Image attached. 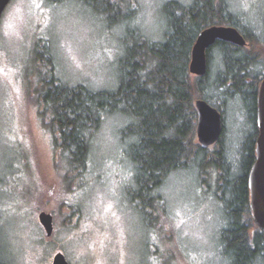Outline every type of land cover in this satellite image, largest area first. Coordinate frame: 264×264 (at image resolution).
Here are the masks:
<instances>
[{
  "label": "rangeland",
  "instance_id": "1",
  "mask_svg": "<svg viewBox=\"0 0 264 264\" xmlns=\"http://www.w3.org/2000/svg\"><path fill=\"white\" fill-rule=\"evenodd\" d=\"M117 1L119 9L109 10L102 0H96L97 11L80 0H12L3 14L0 22L3 259L6 264H52L55 254L62 252L70 264H229L221 243L225 205L219 198L214 169H208L206 182L196 166L172 174L160 189L167 202L164 215L153 226L145 221L131 199L130 192L135 186L132 165L124 156L126 142L122 131L127 124L124 116L103 120L93 138L90 164L81 177L70 176L67 180L63 170L55 166L53 136L43 125L40 116L43 107L37 92L38 71L40 64L47 61L46 56H52L54 62L52 73L47 72L50 77L93 90H113L118 83L119 62L127 36L132 38L134 32L140 31L151 40L163 41L168 29L166 5L176 1L190 6L193 2ZM226 1L241 16L248 33L263 29L264 0ZM254 39L252 42L256 43ZM251 45L248 43L247 48ZM254 47L264 60V49L259 44ZM40 54L45 60L35 61ZM212 56L208 76L214 80L220 64L216 48ZM210 101L218 103L215 97ZM222 104L223 145L231 164L237 165L243 137L253 121L251 117L247 119L242 100ZM218 148L214 145L208 151L212 153ZM41 213L53 217L51 237L46 236L39 222ZM255 231L252 228L251 232ZM257 264L264 261L260 259Z\"/></svg>",
  "mask_w": 264,
  "mask_h": 264
},
{
  "label": "trees",
  "instance_id": "2",
  "mask_svg": "<svg viewBox=\"0 0 264 264\" xmlns=\"http://www.w3.org/2000/svg\"><path fill=\"white\" fill-rule=\"evenodd\" d=\"M80 1L99 8L96 0ZM102 2L109 10L120 6L117 0ZM165 12L168 29L163 41L151 40L140 31L134 32L132 38L127 36L113 90H93L50 77L52 56H46L47 61L40 64V116L52 132L55 166L63 170L66 179L81 177L90 164L93 138L103 120L122 115L127 119L122 131L124 156L132 165L135 186L131 199L145 221L153 226L164 215L167 202L160 189L172 174L196 166L206 182L208 169L212 168L217 174L219 198L225 205L226 220L221 231L224 257L229 264H257L260 259L264 261V233L253 220L248 176L256 161V100L264 78V60L254 45L264 49V24L260 31L248 33L241 16L226 0H193L190 6L173 1L166 5ZM215 25L237 28L252 47L218 41L207 52V75L194 77L189 67L195 41L202 30ZM214 48L220 64L213 80L208 74ZM42 56L35 61L45 60ZM213 97L218 103L212 104ZM199 99L222 113V102L243 101L247 119L251 117L253 122L243 137L237 165L231 164L227 156L224 133L216 144L219 148L212 153L196 141L194 102ZM252 228L256 229L254 233ZM0 264H6L1 244Z\"/></svg>",
  "mask_w": 264,
  "mask_h": 264
},
{
  "label": "water",
  "instance_id": "3",
  "mask_svg": "<svg viewBox=\"0 0 264 264\" xmlns=\"http://www.w3.org/2000/svg\"><path fill=\"white\" fill-rule=\"evenodd\" d=\"M11 0H0V22ZM218 41L245 48L248 42L243 34L233 26L215 25L202 30L193 46L190 73L194 77H204L208 72V50ZM256 124L258 137L256 140V161L248 176L250 209L256 226L264 233V78L257 94ZM197 111L196 135L198 144L203 149L216 145L224 132L222 113L204 99L195 102ZM39 222L47 237L54 233L53 217L47 213L39 215ZM52 264H70L62 252L55 254Z\"/></svg>",
  "mask_w": 264,
  "mask_h": 264
},
{
  "label": "flooded vegetation",
  "instance_id": "4",
  "mask_svg": "<svg viewBox=\"0 0 264 264\" xmlns=\"http://www.w3.org/2000/svg\"><path fill=\"white\" fill-rule=\"evenodd\" d=\"M260 87V86H259ZM259 91V90H258ZM256 111H257V108H256Z\"/></svg>",
  "mask_w": 264,
  "mask_h": 264
}]
</instances>
